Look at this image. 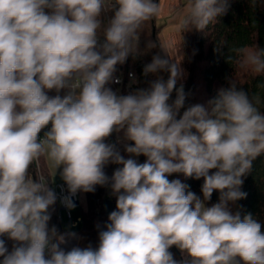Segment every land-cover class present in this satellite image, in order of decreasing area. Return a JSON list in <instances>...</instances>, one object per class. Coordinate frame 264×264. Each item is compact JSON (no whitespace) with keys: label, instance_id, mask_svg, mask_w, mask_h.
Instances as JSON below:
<instances>
[{"label":"clouds","instance_id":"obj_1","mask_svg":"<svg viewBox=\"0 0 264 264\" xmlns=\"http://www.w3.org/2000/svg\"><path fill=\"white\" fill-rule=\"evenodd\" d=\"M228 7L186 0L177 29L203 31ZM162 12L159 0H0V237L16 242L9 251L0 238V264H264V223L234 210L264 154L260 98L232 79L209 107L185 108L184 70L164 47L143 68L156 76L146 87H110L117 66L140 54L145 22ZM233 52L239 70L264 75V49ZM42 161L66 184L69 210L98 185L116 197L96 247L66 250L82 238L49 228L58 197ZM109 164L119 166L111 176ZM173 174L202 178L203 198Z\"/></svg>","mask_w":264,"mask_h":264},{"label":"trees","instance_id":"obj_2","mask_svg":"<svg viewBox=\"0 0 264 264\" xmlns=\"http://www.w3.org/2000/svg\"><path fill=\"white\" fill-rule=\"evenodd\" d=\"M158 2V0H157ZM113 15L111 10L104 14L107 20ZM155 20L145 22L141 30L139 50L140 54L136 57L129 56L122 65L126 71L132 69L137 78L134 90L138 87H146L147 82L156 78L155 75H143V68L150 63L154 55L165 56V52L158 37V29L154 32ZM185 47V65L188 77L184 83V90L189 93L185 108L192 104H202L209 107L208 101L214 99L218 91L229 87V81L236 79L238 87H242L250 96L260 98V108L264 111V75H257L251 72L239 70L229 57L234 56L233 49L244 45H258L264 49V0H229V7L223 15L216 18V22L210 24L203 31L195 30L181 34ZM159 75L167 79L168 73L161 72ZM110 87L113 88L112 85ZM114 90V88H113ZM174 92L172 94V99ZM184 109H181V114ZM116 135L109 138V142H116ZM121 153L123 145L117 144ZM146 158L141 155V163ZM118 165L109 164L105 167L107 175L111 176ZM41 169L46 173L44 163H41ZM179 179L189 185V190L202 197L201 186L203 179L196 180L185 178L179 174ZM51 183V182H50ZM243 191L247 193L245 199L236 202L234 210H239L241 214L251 213L264 223V154L259 156L253 162L251 172L244 178ZM87 199V207L81 204L82 220L77 229V235L82 239L77 241L81 247L89 243L93 247L98 245V230L96 225L101 228L108 222L105 212L106 200L110 198L115 210L116 197L112 195L110 188L106 186H96V190L90 193L80 192ZM218 192H214L207 206L218 202ZM51 220L49 228L55 226L58 234L65 232L64 224L58 217V200L50 209ZM6 241L9 251L12 250L14 241ZM170 251L175 258L182 259L179 250L173 246ZM2 260V258H0Z\"/></svg>","mask_w":264,"mask_h":264},{"label":"rangeland","instance_id":"obj_3","mask_svg":"<svg viewBox=\"0 0 264 264\" xmlns=\"http://www.w3.org/2000/svg\"><path fill=\"white\" fill-rule=\"evenodd\" d=\"M176 1L181 2L180 3L181 7L183 6L184 3H186V0H159L161 6L163 8V12L167 11V10H169V11L171 10L173 12V10L176 7L175 6L176 5L175 4ZM164 19L165 18H163V13L161 14L160 17L155 19L156 27L158 29L157 30L158 31V37H159V41H160L161 46L166 48L169 51V53L173 56L172 57L173 61H178L180 63V66L184 70V78L182 80L178 81V83H177V87H179L181 83L184 85V83H185V81H186V79L188 77V72H187L186 65H185V47H184V42H183V39H182V35L178 31L177 28L174 29L173 27H170V28L166 29V32H164V27L167 25V20H164ZM121 136H122V134H121ZM128 143H131V142H128ZM126 158H127V154H126ZM137 159L139 160V162H141V156L137 157ZM41 163H43V161ZM45 174L48 175L49 178L51 179L50 182L52 183V186L54 188H56V185L58 183L63 182L60 179V176H59L58 173L54 177V172H50L47 167H46V173ZM169 179L170 180L171 179H179V174H173L172 176L169 177ZM79 199H80V204L84 208L87 207V199H86V197L83 194H81L79 196ZM59 205H60V203H59V200H58V208H59ZM71 212H72L73 219L75 221L78 220L79 217H82V211H81V207L80 206H75L71 210ZM79 225H80V222H78L77 225H73L72 223H69V224L66 223L64 225V227H65V232L64 233L69 232V231L76 233ZM71 241L72 242H70V244H72L74 242V240H71Z\"/></svg>","mask_w":264,"mask_h":264},{"label":"built area","instance_id":"obj_4","mask_svg":"<svg viewBox=\"0 0 264 264\" xmlns=\"http://www.w3.org/2000/svg\"><path fill=\"white\" fill-rule=\"evenodd\" d=\"M129 73H134L132 69H129L126 71L122 65L117 66V72L115 73L116 76L120 77V83H114L111 84L114 88V90H119V94L126 95L130 92L134 91V86L136 83L130 82ZM49 95H55V92H49ZM42 135V134H41ZM53 188V190L56 192L58 200H59V208H58V217L60 221L65 225L66 223H72L73 225H77L78 222L82 220V217H79L78 220H74L72 216L71 210L67 209L63 204L60 202V198L64 195H67V186L64 182H60L56 185V188L52 186V183L49 185ZM80 192H78L75 196L72 197L75 206L80 205ZM72 242V241H71ZM77 245V240H74L72 244L70 242L67 245H62V247H65L66 250H69L72 246Z\"/></svg>","mask_w":264,"mask_h":264},{"label":"crops","instance_id":"obj_5","mask_svg":"<svg viewBox=\"0 0 264 264\" xmlns=\"http://www.w3.org/2000/svg\"><path fill=\"white\" fill-rule=\"evenodd\" d=\"M180 3L181 2H178V1L175 2L176 7L173 10V12L171 10L170 11L167 10V11L162 12L163 18H165L164 20H167V25L164 27V32H166V29H168L170 27H173L174 29L177 28L178 19H179L180 15L182 14V7H181Z\"/></svg>","mask_w":264,"mask_h":264},{"label":"water","instance_id":"obj_6","mask_svg":"<svg viewBox=\"0 0 264 264\" xmlns=\"http://www.w3.org/2000/svg\"><path fill=\"white\" fill-rule=\"evenodd\" d=\"M154 28V32H155V29H156V25L154 24L153 26ZM175 99V91H174V96H173V100ZM113 209V202L110 198H108L106 200V204H105V212H106V215L108 216L109 213L112 211ZM0 238H3V237H0ZM179 255H181V253L179 252Z\"/></svg>","mask_w":264,"mask_h":264}]
</instances>
